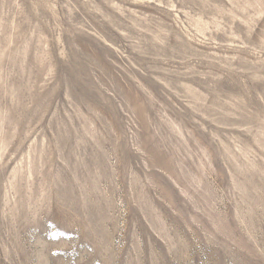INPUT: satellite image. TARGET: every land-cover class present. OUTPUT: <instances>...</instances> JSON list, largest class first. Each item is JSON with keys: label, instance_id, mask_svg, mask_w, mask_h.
I'll return each mask as SVG.
<instances>
[{"label": "rangeland", "instance_id": "1", "mask_svg": "<svg viewBox=\"0 0 264 264\" xmlns=\"http://www.w3.org/2000/svg\"><path fill=\"white\" fill-rule=\"evenodd\" d=\"M0 264H264V0H0Z\"/></svg>", "mask_w": 264, "mask_h": 264}]
</instances>
